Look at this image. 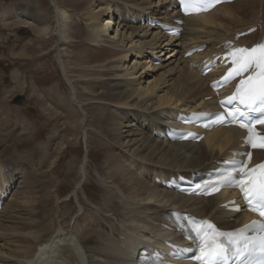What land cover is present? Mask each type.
<instances>
[{"label": "bare ground", "instance_id": "1", "mask_svg": "<svg viewBox=\"0 0 264 264\" xmlns=\"http://www.w3.org/2000/svg\"><path fill=\"white\" fill-rule=\"evenodd\" d=\"M52 2L54 27L49 11L41 13V7L30 1L16 5L10 18L24 17L35 24L40 40L53 30L52 50L71 93L65 105L70 111V133L60 138L59 147L62 149L68 139L78 138L79 134L89 147L90 131L99 137V144L108 148L104 162L109 167L99 178L107 189L103 205L114 212L105 211L109 232L92 227L96 218L92 213L82 218L78 213L73 215V230L60 222L56 213L46 220L40 207L49 198V189L42 192L35 181L39 177L22 173L21 165H6L0 160V192L6 198L0 212V264H137L141 250L162 249L168 241H181L180 233L169 229L166 215L171 210L212 218L224 229L248 220L246 213L221 206L232 197L230 194L188 196L163 185L172 177L191 179L206 173L233 150L246 149L242 147L243 131L218 128L206 132L201 142L179 143L160 134H166L167 127L176 124L181 114L216 108L217 97L209 86L213 75L203 76L194 64L201 65L203 57L222 51L219 44L236 33L260 26L261 22L264 25V0H237L206 14L183 17L181 37L169 36L159 27L141 22L151 17L176 24L178 12L170 10L166 0ZM8 17V12L0 10V20ZM253 35L239 42L250 43ZM67 45L79 48L78 52L68 51ZM200 45L207 46L203 52L185 57L189 49ZM52 50H43L41 55ZM69 72H76L77 79ZM74 81L89 85H76ZM46 92L55 100L52 93ZM255 154L256 160L264 158V152ZM88 161H82L81 177L69 193L81 207L79 191L90 176ZM21 199L32 204L23 206L18 202ZM84 241L94 242L95 247L89 250Z\"/></svg>", "mask_w": 264, "mask_h": 264}, {"label": "rangeland", "instance_id": "2", "mask_svg": "<svg viewBox=\"0 0 264 264\" xmlns=\"http://www.w3.org/2000/svg\"><path fill=\"white\" fill-rule=\"evenodd\" d=\"M29 1L34 2L36 6L39 5L41 13L49 11L52 27L55 24L52 0H0V10L2 13L8 12L9 16L6 21L0 20V105L7 107L0 108V160L6 165H21L22 173L25 171L39 177L35 181L42 192H45L46 188L49 189L50 196L42 201L40 207L41 215L46 220L54 218L57 214L59 221L68 224V228L73 230L75 227L73 228L70 222L73 215L78 213L77 216L82 218L92 213L96 216L92 220L94 223L92 227L99 232L104 230L109 232L110 222L104 218L105 211L109 213L114 211L105 209L103 205L107 189L99 179L100 175L106 174L109 167L105 166L104 162L108 148L102 147L99 144V137L90 131L89 147L79 134L78 138L72 136L68 139L60 149L59 145L62 142L60 138L70 133L67 119L70 111L65 108L70 102V88L56 52L52 50L55 45L53 30L49 32L51 36L47 34L40 40L35 24L29 23L24 17L10 18L16 5L28 4ZM76 20L74 17L75 22ZM66 48L73 53L79 50L68 45ZM43 50L52 51L41 55ZM67 58L69 62L70 57L67 56L65 59ZM69 74L77 79L76 72ZM74 83L81 86L89 85L84 84V81ZM46 91L52 93L55 100L48 98ZM86 158L90 160L88 161L90 176L79 191V201L83 206L81 207L77 198L72 195L67 197L81 177L80 166ZM18 202H22L23 206L32 204L24 203L22 199ZM102 238H105L103 234ZM84 243L89 246V250L95 247L94 242Z\"/></svg>", "mask_w": 264, "mask_h": 264}, {"label": "snow or ice", "instance_id": "3", "mask_svg": "<svg viewBox=\"0 0 264 264\" xmlns=\"http://www.w3.org/2000/svg\"><path fill=\"white\" fill-rule=\"evenodd\" d=\"M188 2L190 0H180L182 7ZM213 2H219V0H213ZM233 51L242 55L233 59L232 63L237 67L228 74V78L248 72L251 75L240 81L236 92L227 102H222V106L229 104L235 108V104L238 103L244 106L245 111L239 108H235L234 111L228 109L226 113H218L214 120L221 125L239 122L241 127L249 131L247 142L250 146L264 147V138H261L259 145L253 141L251 127L254 119L264 122V44L256 45L252 49H233ZM258 106L261 109L260 117L254 118L251 113L257 111ZM248 155L250 159V154ZM230 163L232 168L228 176V185L239 188L246 205L252 211H258V214L264 218V164L245 170V161ZM237 172L240 173L238 179L235 176ZM194 223L197 222L194 221ZM198 224L199 227L192 228L190 231L196 233L199 241L201 257L198 259H201V264H225L229 252L239 264H264V221L253 222L244 229L229 232L214 229V226L207 221H199ZM205 224L208 227L207 231L203 228ZM242 241L243 247H241Z\"/></svg>", "mask_w": 264, "mask_h": 264}]
</instances>
